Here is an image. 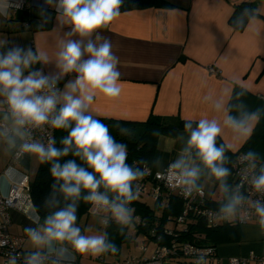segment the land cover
<instances>
[{
	"label": "clouds",
	"instance_id": "clouds-1",
	"mask_svg": "<svg viewBox=\"0 0 264 264\" xmlns=\"http://www.w3.org/2000/svg\"><path fill=\"white\" fill-rule=\"evenodd\" d=\"M45 4L55 9L58 27L70 29L64 33L66 39L62 40L56 53L57 72L45 74L42 67L34 68L38 63L48 65L52 62L47 53L19 45L6 47L7 42H0V104L6 106L0 119L10 120L14 125L12 129H0V137L10 146L14 159L35 156L42 163L49 164L54 180L43 207L57 210L45 215L42 224L39 215L31 217L36 227H26L24 234L37 250L24 254L23 264H46L49 256L52 257L51 264H61V261H74L76 255L115 254L117 247L108 239L107 232L88 235L85 230L82 233L77 225L78 204L82 200L91 205L90 211L107 209L123 233L124 227L135 219L131 204L138 199V182L151 173L148 160L127 163V146L117 142L108 126L90 113L98 92L115 98L122 90L120 59L112 50L111 40L102 36L100 30L119 17L123 0H45ZM13 6L11 0H0V15H8ZM258 12L256 8L246 7L241 16L251 19ZM41 15L47 23L46 12L42 11ZM236 24L242 26V20L237 18ZM73 73L74 78L68 80L61 90L59 81ZM244 94L243 90L237 93ZM244 108L240 105V109ZM262 112V108L253 111L238 109L236 115L227 116L226 124L234 132L250 137ZM29 126L66 130L67 135L60 139L62 147L56 146L55 137L47 144L32 139ZM183 130L187 133L184 147L165 171H157V177L165 180L169 187L178 189L186 198L202 196L199 183L202 169L198 165L190 166L182 154L194 151L209 175L220 182L224 191L230 192L227 201L219 204L216 215L223 221L247 223L251 217L242 214L246 200L240 191L242 185L230 191L226 183L231 170L225 166L226 145L217 144L222 133L220 124L215 119H186ZM119 131L121 135H131L128 128L121 127ZM152 135L159 136L160 133L153 130ZM70 154L73 159L63 160ZM260 157L255 150L244 153V160L252 162L253 167ZM77 158L84 166L77 163ZM162 160V157H155L153 167L159 170ZM9 174L17 175L12 169L5 175ZM249 182L257 193L264 194V165ZM101 188L104 191H100ZM57 192L65 201L71 202L60 207ZM109 193L113 195L110 197ZM251 207L258 218L260 233L264 235V202L256 200ZM101 223L107 225L108 217ZM6 244L7 239L0 238V247ZM20 255L11 252L4 264H18ZM197 259L203 260V256Z\"/></svg>",
	"mask_w": 264,
	"mask_h": 264
},
{
	"label": "crops",
	"instance_id": "crops-1",
	"mask_svg": "<svg viewBox=\"0 0 264 264\" xmlns=\"http://www.w3.org/2000/svg\"><path fill=\"white\" fill-rule=\"evenodd\" d=\"M28 1V7L16 11L10 8L8 15H0V42H7L6 47L19 45L47 53L52 62L48 65L38 63L34 68L42 67L45 74L55 73L58 71L54 63L56 53L62 40L66 39L64 33L70 29L67 26L62 29L58 27L55 9L46 5L45 0ZM166 1L172 6L121 9L119 17L100 30L102 36L111 40L112 50L120 59L122 90L115 98L98 92L90 106V113L101 118L135 122H144L149 116L157 115L170 124L186 119H215L222 129L217 144L226 145L227 166L232 153L248 138L247 134L234 132L226 124L229 115L227 103L233 89L239 87L250 95L245 102L247 111L264 108V11L256 5L258 15L248 18L244 27L237 29L230 25L229 18L235 5L243 0ZM42 11L49 17L47 23H44ZM74 76L73 73L61 79L60 89ZM3 112V104H0V113ZM186 140L187 133L183 129L157 137L154 158H163L159 170L177 158ZM11 151L4 138L0 137L2 193L8 191L11 181H18L23 174L31 180L38 166L35 156H27L10 166ZM182 154L190 166L201 167L199 183L206 198L222 202L220 182L203 168L194 151ZM10 169L17 175L6 176ZM162 204L154 200V214L161 213ZM36 215L34 207L26 214L10 210L9 231L24 238L25 252L37 250L24 234L26 227H36L31 219ZM257 221L258 218H254L227 228L226 240L215 246L218 261L215 264H227L229 257L244 258L241 264H257L258 258H264V235H261ZM80 222L78 226L85 233V226L90 222L89 214L86 215L84 227ZM40 223H43L41 218ZM169 225L170 221L165 224ZM103 231L104 226L91 231L89 235ZM131 233L135 236V248L140 255H121V247L119 255H76L74 261H61V264H110L125 257L149 256L154 249V242L146 238L142 231L132 229ZM40 250L45 251L43 248ZM46 264H51V261Z\"/></svg>",
	"mask_w": 264,
	"mask_h": 264
},
{
	"label": "trees",
	"instance_id": "trees-1",
	"mask_svg": "<svg viewBox=\"0 0 264 264\" xmlns=\"http://www.w3.org/2000/svg\"><path fill=\"white\" fill-rule=\"evenodd\" d=\"M171 7L172 5L167 2L166 0H123V4L121 9H133V8H144V7ZM256 8V5L253 1L250 0H243L235 5L234 11L229 18V23L233 27L237 29H242L246 24L248 17L241 16L242 10L245 8ZM237 18L242 20V26H237L236 21ZM243 89L236 87L232 91V95L229 98L227 103V109L229 114L236 115L237 110H246V99L250 95L245 91L243 96L237 95V93L241 92ZM240 105H244V109H240ZM264 109V108H262ZM94 116V115H93ZM95 118L101 120L102 123L106 124L109 128L110 134L116 139L117 142L124 143L127 146V163L133 164L134 161L145 159L149 161V167H151V173L145 176L142 180L145 182L146 190H149L156 181L154 180V173L160 170H154L151 166L152 161L154 160V155L156 153V139L158 136L152 135L153 130H158L160 135L161 134H174L180 129H183L184 121L179 120L176 124L168 123L165 118L157 115L149 116L144 122H135V121H128V120H115V119H108V118H101L94 116ZM195 127V124L193 125ZM128 128L131 130V135H121L119 129ZM67 135L66 130H54V137L56 138L57 147H62L60 145V139L63 136ZM218 139V138H217ZM248 150H255L260 153L261 157L255 162V168L259 169L262 165H264V112H262L260 120L256 123L254 130L250 137H248L242 146L232 153L230 162L226 167L231 170V175L228 177V185L230 187V191L233 190V180H232V162L236 155V152H243L246 153ZM25 156L24 158H26ZM74 157L70 154L68 157L63 158V160L73 159ZM63 160L61 162H63ZM77 163L83 165V162L77 158ZM252 163V162H251ZM140 166V165H136ZM168 166V165H167ZM165 166V167H167ZM164 167V168H165ZM162 168L161 170H163ZM54 183V180L50 174V165L44 164L39 161L36 172L33 178L30 180L29 185V192L32 200V205L36 211V213L40 216L41 220L45 215L50 212L57 210L55 207L44 208L43 204L45 199L50 195L52 189L51 185ZM100 191H104L103 188ZM223 192V201L226 202L229 198L230 192ZM145 192L139 191L138 199L133 201L131 207L135 209L134 212V221H133V229L136 231H142L146 238L154 242V239L161 235L159 242L165 243L167 242L168 238L163 234V228L166 227L165 224L173 219L176 215H178L183 209V199L176 195L170 194L167 203H163L160 206L161 213L159 215L154 214V206L151 207L148 205L143 198L141 197ZM148 194V193H147ZM113 194L109 193L111 197ZM56 199L60 201V207L65 206L66 203L71 201H65L63 195L57 192ZM155 200V199H154ZM156 202L159 200H155ZM222 202H213L206 198L204 200V204L207 207L217 209L219 204ZM91 205L84 203L82 200L78 204V212H77V225H79L80 219L84 215H88L90 211ZM108 211V210H107ZM108 217L107 225H104V232H107L108 239L112 241L116 247L117 252L114 255H119L121 247L123 244L130 241L131 235L129 234V225L124 227L123 233H121L120 228L121 226L118 225L112 218L111 214L108 213L105 215ZM104 217V218H105ZM103 218V219H104ZM170 219V220H168ZM171 222V221H170ZM172 223V222H171ZM235 224H227L221 223L217 224L216 226H208L204 218L196 219L189 224L188 233H184L183 236L186 238H192L193 233L197 232L200 234V239L195 240L199 245L200 244H211L213 247L222 240H226V230L229 226ZM238 225V224H236ZM154 231L156 235L151 233L150 230ZM155 237V238H154ZM196 239V237L194 238ZM216 253V251H215ZM106 254V253H105ZM109 254H112L109 252ZM117 259V260H124ZM115 260V261H117ZM113 261V262H115ZM188 261V262H187ZM184 264H210L207 262H199L193 260H187ZM112 263V262H111ZM110 263V264H111ZM215 264V263H211Z\"/></svg>",
	"mask_w": 264,
	"mask_h": 264
},
{
	"label": "built area",
	"instance_id": "built-area-1",
	"mask_svg": "<svg viewBox=\"0 0 264 264\" xmlns=\"http://www.w3.org/2000/svg\"><path fill=\"white\" fill-rule=\"evenodd\" d=\"M14 6V11L23 9L29 6L28 0H15L11 2ZM15 5H18L15 6ZM211 71H214L213 67H210ZM58 87L60 85L58 83ZM3 111H6V106L3 105ZM12 123L10 120H0V129H12ZM31 132L32 139L39 140L47 144V141L54 137V130L49 126H41L39 129L28 127ZM19 142V141H18ZM25 157V156H24ZM23 157V158H24ZM22 158V159H23ZM21 158H13L11 151L9 165H13L22 160ZM168 168L165 167V171ZM232 180L233 190L237 185H242L240 191L246 197L243 205L244 211L242 214L249 215L252 220L257 218L254 209L251 207L252 203L256 200L264 202V194L257 193L250 185V179L253 175L259 173V169L252 166L250 161L244 160L243 152H236L232 165ZM157 171L154 173V180L156 183L146 190L145 182L139 181L140 191L148 193L153 196L155 200H159L161 203H167L170 194H176L183 199V209L173 219H168L172 223L169 226L163 228V234L168 238L167 242H159L161 235L154 237V249L149 256L143 258H126L124 260H117L111 264H184L187 260L203 261L207 263H217V255L215 253V247L211 244H198L195 240L200 239V234L193 233L192 238H186L183 234L188 233L189 224L196 219L204 218L208 226H216L217 224H240L233 220L232 222L220 220L216 215V209L207 207L204 204L205 192L203 190L202 196L184 197L181 195L178 189H173L168 186L165 180L157 177ZM30 180L28 176L23 174L18 181H11L8 191L6 193L0 192V238H6L7 244L4 247H0V255L2 256V264L11 252L20 253L18 264H23L24 254L31 253L23 250L24 238L19 235H14L9 231L10 210L15 209L24 214L28 213L32 208V200L29 192ZM154 236L156 235L155 229L150 230ZM196 237V239H194ZM198 256H203V260L197 259ZM52 257H48L46 263L50 262ZM245 259L242 257H229L227 264H241ZM257 264H264V258H258Z\"/></svg>",
	"mask_w": 264,
	"mask_h": 264
},
{
	"label": "rangeland",
	"instance_id": "rangeland-1",
	"mask_svg": "<svg viewBox=\"0 0 264 264\" xmlns=\"http://www.w3.org/2000/svg\"><path fill=\"white\" fill-rule=\"evenodd\" d=\"M235 1V0H232ZM239 1V0H238ZM253 1L255 3V5H258V8L261 11H264V0H250ZM257 9V6H256ZM38 162H36V164L38 165L39 163V159H37ZM143 198V200L150 205L151 207L154 206V198L153 196L145 193L141 196ZM108 211L105 208H96L92 211H89V220L90 222H88V224H86L85 226V220H86V215L81 219L80 225L82 227L85 226L84 232L85 230H88V232H86L88 235L91 233V231H95L96 229H102L103 228V224L101 223L102 221V216L107 214ZM93 229V230H92ZM133 229V223L131 225H129V234L132 235V237L130 238V241L127 242L126 244H124L122 246V250H121V255H140V252L135 248V241H134V235L131 233ZM98 231V230H97ZM188 262V261H187ZM189 264V263H186Z\"/></svg>",
	"mask_w": 264,
	"mask_h": 264
}]
</instances>
